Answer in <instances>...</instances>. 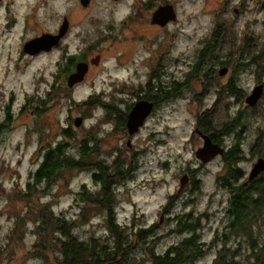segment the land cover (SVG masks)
Wrapping results in <instances>:
<instances>
[{
    "label": "flooded vegetation",
    "instance_id": "af4514ba",
    "mask_svg": "<svg viewBox=\"0 0 264 264\" xmlns=\"http://www.w3.org/2000/svg\"><path fill=\"white\" fill-rule=\"evenodd\" d=\"M22 1L0 0V25L3 33L18 29L25 35L28 30L39 28L38 26L41 25L37 12L41 6L43 7L45 0H36L33 4L30 1L27 2L24 6L25 9L23 7V14L17 17L14 6ZM77 1L81 4L80 0ZM222 1L223 6L224 0ZM242 1H239L240 6L236 8L235 13L237 14L245 8ZM261 1L260 3L264 4V0ZM89 4H91V0L82 5L86 7ZM174 4H176V0H133L128 5L130 9L127 14L122 15L118 20L108 19L103 23V26L97 27L99 28L98 36L95 34L96 28L92 31L88 30L82 35L77 31L72 32L75 27L74 18L77 11L73 9L76 6H70L67 7L66 13L63 12L54 21L55 24L52 27H41L34 35L26 39L22 38L23 40L19 42V50L28 57L57 50L60 56L56 60L54 72L50 74L52 78L48 85L60 83L66 86V79L69 73L75 71L77 61L87 63V70L84 72L83 78L88 74L91 66L99 65V57L96 63H92L89 59L93 57L89 58L88 56L90 51L103 45L104 42L139 45L138 53L136 50L133 54V51H129L128 47L118 51V56L116 55L114 59L119 62L123 61L122 65H127V68L119 76L115 75L116 78L108 79V88L103 90L100 95L102 98H95L90 106L89 117L93 119L90 125L94 126L93 135L90 137L92 150H90L89 169H84L89 174L88 179L80 182L72 192V203L78 206L79 212L90 208V211L96 214L105 213L110 209L116 214L124 209L123 201L134 204V191L137 189V185L133 184L136 178L135 174L138 168L146 163L145 161H155L156 164H159V147H166L172 140H176L174 134L176 126L173 125L176 121H173L172 114L178 111L184 116L181 121L191 125L186 133L187 137L182 140L191 144L192 160L195 164L186 163L179 170L173 172L171 179L175 182L172 189L167 191L166 203L160 207L159 219L160 221L165 220L166 215L171 216L175 207L180 206L183 202L186 203L184 209H180L175 214H192L199 224L198 227L210 230V235L207 238L201 237L199 241L202 243L201 250L203 252L194 256L191 264L206 256L210 260L208 263L213 264L218 251L214 248L215 245H218V241L214 244L212 237L215 231L225 229L231 217L234 219L236 228L243 225L255 229V222L251 217V214L254 213L252 205L255 202H261L258 209L264 214V184L255 183L264 180V168L252 178H248L255 164L264 161V120L259 122V118L263 115L259 111V104L264 102V62H252L249 60L251 57L248 56L244 57L242 64H234L233 61L222 63L220 61L224 56L221 48H209L208 51H212V53L209 56L204 53L202 62H199L201 51L204 50L203 47L212 32L211 28L218 18L216 15H213V24L210 30L202 35L192 50L177 52L178 49L172 44L177 35L173 25L179 17ZM162 5H170L174 17L165 20L163 24L151 22L150 18H152L153 12ZM262 9L264 10V7ZM237 14L236 17H238ZM144 18L149 19L147 31L151 34L142 31H129L131 23L137 20L145 21ZM188 18L190 19V17ZM160 31L161 34L158 33ZM247 32L253 36L258 33ZM3 33L0 32V36ZM43 33L60 34L54 42L49 43V47L34 53L23 50L26 41ZM76 39L80 40L81 47L74 46V48L72 46ZM230 82L233 84L232 87H230ZM76 85L69 87L70 93L73 86ZM257 87H260L261 92L259 98L254 104H247L248 97L254 93ZM95 93L91 92L88 95ZM30 96L31 93L26 95L19 111L14 115L27 111V102ZM135 107L143 115L140 124L131 128L127 123L128 116ZM205 111H208L210 115L209 128L201 120ZM97 112H99L98 115ZM10 114L11 111L7 104L0 121V133L6 132L12 127L14 116ZM186 114L189 115L188 120H186ZM229 119L235 120V126L227 132L224 127ZM23 125V134H28L29 122L25 121ZM205 139H208L210 144L222 149L221 152H217L206 160L197 155V150L202 147ZM96 144L99 145L98 149H94ZM36 147L35 154L37 155L38 148L40 151L34 168L29 166L27 169L22 185L25 193L31 191L34 182L33 172L41 161L45 144L40 145L36 140ZM230 149H233L234 152L233 158L235 159L230 168L235 177H228L229 166L226 160L229 157ZM153 151L154 158H149ZM147 157L149 159L145 160ZM95 162L108 166L110 172L114 171L113 168H118L122 172L118 171V175H113V177L98 176L100 165L97 166ZM162 166L167 169L168 159L162 162ZM40 183H43V180ZM230 183L234 186L232 193L234 212L231 215L227 210L229 208L228 198L231 195ZM254 185L257 186L256 190L252 189ZM38 186V183L35 184V187ZM209 186H212V189H208ZM105 191H110L113 201L101 202L107 195ZM217 191L222 193L219 209L212 211L208 206L202 210H196V212L192 211L196 206L195 199L207 196L211 200ZM11 192H15V190ZM82 192L88 193L95 201L85 202L81 197ZM187 196L189 197L187 198ZM246 204L250 206L247 214L242 213L243 208H241ZM200 214L201 220L199 219ZM212 221H215L214 224ZM259 221V228L262 232L258 234L259 238L256 241L263 244L264 221L261 219ZM178 240L172 241L165 247ZM237 241L234 240V244L238 243Z\"/></svg>",
    "mask_w": 264,
    "mask_h": 264
},
{
    "label": "rangeland",
    "instance_id": "374dc122",
    "mask_svg": "<svg viewBox=\"0 0 264 264\" xmlns=\"http://www.w3.org/2000/svg\"><path fill=\"white\" fill-rule=\"evenodd\" d=\"M29 1L33 4L36 0H23L14 6V8L16 7L17 17L23 14V7ZM225 1L227 2L224 3V6L227 5L226 8L228 10L224 11L222 16L225 18L234 17L233 14H237L234 8H239L240 0ZM132 2L133 0H91V4L83 7L77 0H45L43 7L41 6L37 12L41 24L38 26L39 28L30 29L24 35L18 29L13 32L3 33L4 31L0 25V32L3 33L0 36V121L2 120V114L7 104L8 109L11 111L10 115L14 116V119H12V127L6 130V132L0 133V161H2L0 163V264H39L40 262L38 257L32 256L31 243L34 242L35 235L30 231L33 222L28 216L24 223L18 225L16 228L17 232L14 234L17 233L18 238L9 239L10 231L14 227L13 218H15L16 213H23L24 207H26L24 204H27L28 201L26 202V200L21 198H9L8 194L10 197H13L18 191H23L22 185L25 181L24 178L27 169L29 166L34 168L39 155L38 152L40 151V148H38L37 155L35 154V149H37V147L35 148L37 133L32 132L29 135H24L23 124L25 121L27 123L29 122V124L31 123L29 127L32 126L36 129H40L41 127L46 128L48 126L49 133L42 139H54L57 129L60 123H64L66 115L71 116V118L83 116L82 113L88 109H85L83 106L75 107L74 104H69L66 101L67 98H61L60 100L57 99V102L50 108H47L41 117L42 121L31 117L28 111L30 108V103L28 104V102V112L24 111L19 115H14L19 111L20 105H22V101H24L28 93L32 95L44 93L52 78L50 74L55 70L56 60L60 56L57 50L37 56H25L19 50L20 40H23L22 38L24 37L26 39L34 35L41 27H52L55 24L54 21L63 12L66 13L68 11L67 7L70 6H76L73 9L77 11L74 18L75 27L72 29V32L77 31L78 34L82 35L86 31H92L96 28L97 31L95 34L98 36L99 28L97 27L103 26V23L108 21V19H120L122 15L128 13L130 9L128 5ZM222 2V0H176V4L174 5H176L179 17H177L178 20L173 25L177 31V35L172 44L178 49L177 52L192 50L197 45V41L202 35L210 30L213 24V15H217L220 12ZM244 2L246 6L242 11H237L238 17L233 21V28L239 32L244 30H252L258 33L262 32L264 28V10L260 7L261 1L244 0ZM147 23H149V19L147 18L142 22L137 20L131 23L129 31H142L151 34L147 31ZM158 33L161 34V31ZM72 46L77 48L81 47L82 44L80 40L78 41L76 39ZM124 47H128L129 51H133V54L136 50L137 53L140 50L139 45L134 43L123 45L107 41L103 45L90 51L88 57L94 58L98 56L99 65L91 66L85 78L81 81L74 82L73 85H77L73 86L71 94L68 93L67 96L79 101L86 98L91 92H99L102 94L103 90L105 91L108 88V79L116 78L115 75L119 76L127 68V65H122L121 62L123 61L119 62L117 59H114L116 55L118 56V51H121ZM259 105V111L263 114L259 118L260 122L264 120V102ZM96 114L98 115L99 112ZM186 115V120H188L189 115ZM83 118L82 124L85 126L93 121L89 116H83ZM172 118L173 121H176L173 124L176 126L174 130L176 140H172L166 147H159V164H156L155 161H145L146 163L138 168L135 174L136 178L133 182V184L135 183L137 185V189L134 191V204L123 201L124 209L115 214L116 220L121 224L135 223L147 224L149 226L157 222L160 215V207L166 203L167 191L172 189L175 182V180L171 179L174 174L173 172L179 170L186 163L189 164L191 162L195 164L192 160L193 152L192 147H190L191 144L187 143L186 140H182L187 137L186 133L191 125L181 121L184 116L178 111L172 114ZM34 123L35 125H33ZM70 126L77 128L72 125V121ZM149 158H154V151L150 153ZM149 158L147 157L145 160ZM167 159L168 167L164 169L162 162ZM88 174L87 170L79 171L73 169L65 173L63 177L56 178L54 183L51 184V192L47 194L46 199L49 201V206L57 213L64 211L65 214L70 216L78 213V206L72 203V192L80 182L88 179ZM208 189H212V186H209ZM12 190H15L13 192L15 194L11 195ZM221 196L222 193L217 191L211 200L207 196L195 199L196 206L192 211L196 212V210L199 211L208 206L212 211L219 209L220 200L222 199ZM29 202L31 205L32 199ZM185 206L186 203L183 202V204L175 207L172 211L176 213L180 209H184ZM32 207L34 208L33 204L30 209L27 207L26 211H31ZM87 216V220L93 224L87 222L78 228L79 231H82V234L80 232L79 234L84 236V238L88 236L89 228L94 229L97 235L103 230L101 214L91 213ZM162 221V224L156 225L161 233L155 243L157 250L164 249L165 246L179 237L177 233H172L168 230L172 226L169 220ZM214 222L212 221L213 224ZM201 233L202 238H207L210 235V230L208 228H202ZM208 262L210 260L206 256L197 259L192 264H209Z\"/></svg>",
    "mask_w": 264,
    "mask_h": 264
},
{
    "label": "trees",
    "instance_id": "16d2710c",
    "mask_svg": "<svg viewBox=\"0 0 264 264\" xmlns=\"http://www.w3.org/2000/svg\"><path fill=\"white\" fill-rule=\"evenodd\" d=\"M225 2L227 1L224 0ZM242 2L243 6H246L244 0ZM226 6L223 5L216 15L218 18L211 28L212 32L203 47L204 50L201 51L199 62H202L204 53L207 56L212 53V51H208L209 48H221L223 50L222 55L224 57L220 61L222 63L233 61L234 64H242L244 57L248 56L251 57L249 60L252 62H264V28L262 32L256 33L254 36L247 32L252 30L236 31L233 28L236 14H233L234 17L225 18L222 16L224 11L228 10ZM260 7L262 9L264 4H261ZM232 86L233 84L230 82V87ZM68 93H70V88L59 83L48 85L42 94H31L28 104L30 103L29 111L32 112H29V114H31V117L41 120L47 108L57 102V99L67 98L66 101L69 104H74L75 107L88 108L87 113H82L84 117H88L91 114L90 106L95 98H102L101 93L96 92L94 95H88L86 98L77 101L73 97L67 96ZM98 101L100 102V99ZM209 118L208 111H205L201 116V120L207 128L210 127L211 123ZM72 119L71 116L66 115L64 123H60L57 129L54 139L48 140L42 139L49 133L48 126L40 129L29 127L31 123L28 126V134L36 132V140L40 145L45 144V150L42 152L44 154L41 161L34 169V182L31 191L29 193L18 191L17 194L10 192L11 195L15 194L13 197L8 194L9 198H21L26 202L28 201L27 204H24L26 207H24L23 213L15 214V218H13L14 227L10 231L9 239L18 238L17 233L14 234L17 232L16 228L18 225L23 224L28 216L33 222L30 231L35 235V240L31 243L32 256L38 257L39 264H191L194 256L203 252L201 250L202 243L199 242L202 227H198L199 224L192 217V214H175L172 211L171 216L166 215L164 221L169 220L170 225H172L168 230L177 233L179 240L163 250L157 251L155 243L161 233L156 225L163 223L160 219L149 226L135 223L121 224L116 220V215L110 209L105 213H99L102 215V232L97 235L94 229L89 228L88 236L84 238L81 235L82 231H79L78 228L87 222L93 224L87 220V215L92 213L90 208L70 216L65 214L64 211L57 213L49 206V201L46 198L47 194L51 192V184L54 183L56 178L63 177L65 173L73 169L79 171L89 169L90 150H92L90 137L93 135L92 129L94 126L90 124L85 126L81 123L79 126H75L77 128H73L70 126ZM43 122L42 124H44ZM234 126L235 120L229 119L224 129H227L228 132ZM98 147L99 145L96 144L94 149H98ZM233 153V149H230L229 157L226 160L229 166L228 177H235L230 168L235 159ZM95 164L100 165L98 176L108 175L113 177V175H118V171H121L118 168H113L114 171L110 172L108 166H103L98 162H95ZM41 180H43V183H40ZM37 183L39 186L35 187ZM255 183L264 184V180ZM230 184L231 195L228 198L229 208L227 209L229 215L234 212L232 197L234 186H232V183ZM252 189L256 190L257 186H252ZM105 192L107 195L101 202L113 201L110 191ZM81 197L85 202L95 201L86 192H82ZM31 199V205L33 204L34 208L32 207L31 211H26L27 207L28 209L31 207L29 202ZM260 203L258 201V203L255 202L252 205L254 213L251 214V217L252 220L254 219L255 229L243 225L236 228L234 219L231 217L225 229L215 231L212 237L214 244L218 241V245L214 246L218 251L213 264H264V243L256 241L259 238L258 234L262 232L259 228L261 223L259 219L264 221V214L258 209ZM241 208H243L242 213L245 212L246 214L250 210L248 204L241 206ZM200 218H202L201 214ZM167 223L169 224V222ZM234 240H238V243L234 244Z\"/></svg>",
    "mask_w": 264,
    "mask_h": 264
},
{
    "label": "water",
    "instance_id": "95a60500",
    "mask_svg": "<svg viewBox=\"0 0 264 264\" xmlns=\"http://www.w3.org/2000/svg\"><path fill=\"white\" fill-rule=\"evenodd\" d=\"M88 0H80L81 4L85 5ZM236 11V9L234 10ZM174 17V12L170 5H162L159 6L152 14L151 22L160 23L163 24L165 20L171 19ZM60 34V33H59ZM59 34L50 35L48 33H43L39 35L38 37H35L33 39H30L25 42L24 49L25 51L29 53H34L38 50L44 49L46 47H49V43H52L55 41V39L58 38ZM98 59V56H95L94 58H90L89 60L92 63H96ZM87 70V63L84 61H77L75 63V71L72 73H69L67 79H66V87H70L73 85L74 82L81 81L84 76V72ZM261 92L260 87H257L256 90L252 95L248 97L247 104L252 105L254 104L257 99L259 98ZM137 107L131 110L129 116H128V126L133 128L136 127L139 122H141L142 115L141 112L136 110ZM83 122L82 116H75L72 120L73 126H79ZM222 149L219 148L216 145L210 144V141L208 139L204 140V144L200 149L197 150V155L201 158L206 160L207 158H210L211 156L215 155L217 152H221ZM264 168V161L257 162L252 169L250 175L248 178H252L255 174H257L261 169Z\"/></svg>",
    "mask_w": 264,
    "mask_h": 264
}]
</instances>
